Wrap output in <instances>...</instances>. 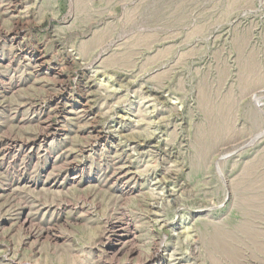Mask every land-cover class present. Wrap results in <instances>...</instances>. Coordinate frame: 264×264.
Wrapping results in <instances>:
<instances>
[{
  "label": "rangeland",
  "instance_id": "374dc122",
  "mask_svg": "<svg viewBox=\"0 0 264 264\" xmlns=\"http://www.w3.org/2000/svg\"><path fill=\"white\" fill-rule=\"evenodd\" d=\"M0 264H264V0H0Z\"/></svg>",
  "mask_w": 264,
  "mask_h": 264
},
{
  "label": "bare ground",
  "instance_id": "6f19581e",
  "mask_svg": "<svg viewBox=\"0 0 264 264\" xmlns=\"http://www.w3.org/2000/svg\"><path fill=\"white\" fill-rule=\"evenodd\" d=\"M125 222V221H124ZM122 229V228H121ZM128 235V234H127ZM109 240V239H108Z\"/></svg>",
  "mask_w": 264,
  "mask_h": 264
}]
</instances>
